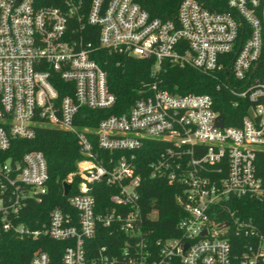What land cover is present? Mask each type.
<instances>
[{"label":"built area","instance_id":"1","mask_svg":"<svg viewBox=\"0 0 264 264\" xmlns=\"http://www.w3.org/2000/svg\"><path fill=\"white\" fill-rule=\"evenodd\" d=\"M57 1L0 0V230L66 242L62 264H264V231L239 202L264 207L255 169L264 150V0H180L169 17L151 15L140 0ZM102 50L150 60L155 79L170 65L193 67L246 111L226 124L210 94L170 92L154 79L127 109L84 125L98 115L83 109L115 105ZM42 128L74 135L80 183L68 195L73 212L54 208L32 229L17 219L47 192L46 157L3 154L13 139L32 140ZM147 141L161 148L143 167L137 151ZM142 170L180 188L183 216L172 236L151 239L144 229ZM97 184L113 190L104 211ZM30 260L50 264L43 250Z\"/></svg>","mask_w":264,"mask_h":264},{"label":"trees","instance_id":"2","mask_svg":"<svg viewBox=\"0 0 264 264\" xmlns=\"http://www.w3.org/2000/svg\"><path fill=\"white\" fill-rule=\"evenodd\" d=\"M85 6L90 0H82ZM141 5L153 16L169 17L176 11L180 0H140ZM37 6L56 5L57 0H33ZM262 52L261 59L264 61V25L262 27ZM100 65L107 73V86L115 96V105L102 111L83 109L81 112L86 115H95L96 118H88L83 123L90 127H95L99 119L111 113H120L127 109L134 102L141 89L150 86L154 79L152 77L151 62L147 59L128 57L123 54H110L101 51L99 59ZM156 82L162 88L170 92L180 94L208 93L215 101V109L225 118V123L237 125L240 116L245 113L247 105L234 107L232 105V96L226 93L225 89H217V81L208 74H204L193 67H178L170 65L162 71L157 77ZM61 83V82H60ZM63 84V83H62ZM59 95H65V90L58 88ZM236 117L235 119H233ZM161 148L158 142L147 141L143 143L137 153L139 165H146L155 159L157 152ZM40 150L47 160V174H49L46 183V193L39 200H30L22 208L17 221H22L32 229L41 227L49 219V213L54 208H61L66 212H73V208L68 205V196L63 194V183L70 181V195L76 193L80 178L74 172L76 171V162L82 157L79 152L77 140L71 132H65L58 129L42 128L37 130L34 139H13L11 147L4 151L3 158L7 156L14 159L27 151ZM255 169L257 176L262 179L264 184V150L259 149L255 158ZM141 171V170H140ZM143 171V170H142ZM141 202L143 206V223L151 239L157 237L172 236L177 233L178 220L183 216V210L176 202V195L180 188L176 183L168 184L162 178H149L143 171L140 181ZM112 189L105 185L97 184L93 186L92 192L95 196L99 210L104 211L110 206L109 195ZM245 203L240 206L247 213L252 215L259 230L264 231V207L252 201H246L242 198L239 202ZM155 212L154 219L149 217V213ZM100 244L103 239L98 240ZM233 243L241 242V238L232 237ZM66 242L51 239L42 235L37 240L30 237H17L12 232L0 230V264H31V256L37 250L46 251L50 256V264H62V253ZM237 249H234V253Z\"/></svg>","mask_w":264,"mask_h":264},{"label":"water","instance_id":"3","mask_svg":"<svg viewBox=\"0 0 264 264\" xmlns=\"http://www.w3.org/2000/svg\"><path fill=\"white\" fill-rule=\"evenodd\" d=\"M249 113L251 114V111H249ZM217 118H218L217 119L218 124L221 125L222 124V118L220 116H218ZM69 193H70V184L67 182H64L63 183V194L65 196H68Z\"/></svg>","mask_w":264,"mask_h":264}]
</instances>
